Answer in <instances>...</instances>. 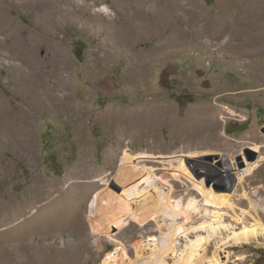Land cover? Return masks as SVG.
<instances>
[{
  "label": "rangeland",
  "instance_id": "rangeland-1",
  "mask_svg": "<svg viewBox=\"0 0 264 264\" xmlns=\"http://www.w3.org/2000/svg\"><path fill=\"white\" fill-rule=\"evenodd\" d=\"M50 1L76 14L58 13L55 27L41 16ZM250 2L192 0L195 15H170L149 32L124 15L123 0H0V122L9 125L0 126V264H104L119 247L135 262L136 244L167 225L217 221L176 238L155 264L192 255L194 264H264V232L232 239L255 219L264 225V164L235 191L193 167L219 172L217 159L236 162L255 144L264 153V7L247 14ZM219 23L228 24L219 41H193L192 25L210 35ZM174 30L188 43L162 49ZM58 47L65 88L51 89ZM184 160L192 177L176 178ZM207 177L216 191L229 186L230 205L200 195L193 180ZM191 198L197 214L180 215L177 201ZM121 254L111 263L130 264Z\"/></svg>",
  "mask_w": 264,
  "mask_h": 264
},
{
  "label": "bare ground",
  "instance_id": "bare-ground-1",
  "mask_svg": "<svg viewBox=\"0 0 264 264\" xmlns=\"http://www.w3.org/2000/svg\"><path fill=\"white\" fill-rule=\"evenodd\" d=\"M123 1H124V7H125L123 9L124 15L127 16V18H129L131 20L136 19L139 22L142 21V23H139V24H141L140 26L147 28L149 30V32H151L153 29L154 30L155 29H161L164 25H167L169 22V19H170V15L172 16L173 14H177L179 12H187L188 14H194L195 15V13L197 11V7L194 6L195 4L193 5L192 0H123ZM260 2H261V0H252V2H250L251 7L249 8V12L247 14L260 13V11L264 7V6H260ZM148 4L151 5V7L153 9L150 12H147L146 9H144V7L147 6ZM248 4H249V2H248ZM46 5H47L46 10L45 11L41 10V13H42L41 16H44L48 22H51L54 25L56 24L55 27L59 23L58 20H56L57 19L56 16L58 15V13H62L64 15H66V17H68V18H70L71 16H74L76 14L75 11H73V9H67V8L63 9L62 5L61 4L59 5L56 2L50 1ZM68 5L70 7H73L71 4H68ZM100 11L102 13H107L108 15L112 16V18H111L112 20H115L113 17H116V19L119 18L118 15L113 14V10L108 5H104V7L102 9H100ZM148 15H151V17L148 18ZM245 18H246V16L240 17L241 21L238 24L239 27H236V28H240L242 25H245L244 24ZM192 26H193V28H191V30L189 32L191 34L193 41H197V42L201 41L200 43L203 45V44L208 43L209 41L212 43V40L219 41L220 38H222V34L227 30L228 24L227 23H219L217 28H215L214 33L210 34V35H207V33L205 31H203V29H200L201 27L199 28L197 25H192ZM150 29H152V30H150ZM169 35H171V36L177 35V36H173V38L166 37L164 42L161 45L162 49L176 47V46H178L179 41L181 44H183V46H185L186 43H188L186 41L187 39L181 40V38H180L181 34H180V32H178V30H174ZM231 43H232V39L231 40L229 39L228 41L223 42L222 44H220V49L222 51L226 50V48H228V46L230 47ZM63 55H64L63 49H61V47L60 48L58 47L56 49V55H55V57L58 60H55L53 62L52 70L50 69L51 73L49 71L50 74L47 75L48 80L49 79L52 80V78H53V80L55 79V81H53L52 85L50 86L51 89H54L57 87L60 89L65 88V81H64L65 77H64V73H63L65 70V62L61 58ZM65 57L67 59V56H65ZM34 61L38 62V59L34 58ZM1 103L2 102H0V104ZM1 108H0V111H2V113H0V116L2 115L4 117V115H6V111L3 107H1ZM192 121H194V120H192ZM0 126H1V129L5 130L3 134H6V132L8 131L9 125H7V123H1L0 122ZM250 149H252L256 153H258L259 155L257 157V160L254 162L248 161L246 158H244V163H245L244 166L247 167L245 169V171L249 172L248 177L253 175L255 173V171L257 170V168L260 167V164H261L260 163V161H261L260 160V158H261V151H260L261 146H259L258 144H255L254 146H250ZM201 155H202V153H201ZM221 163L224 165L222 167V169H224L226 167L225 166L226 163H228L227 156L222 157ZM193 167H194L195 171L198 173V175L202 174V175H207V176L212 177L213 174L209 173L208 169L213 171V172L215 171L218 173V171H216L217 169L215 170L213 167L208 165L206 163V161L205 162L194 161ZM181 174H183V176L188 178V179L190 177H192V174L188 171L186 160H184L182 163L178 162L177 166L174 170V176L176 178H181ZM241 174H244V172H242ZM222 176L223 175L221 172L218 173V177H222ZM207 179H209V177H207L205 179V181L203 180V181H200L199 183L197 182V180L196 181L193 180L194 181L193 184L200 191V195H203L205 199L209 200L210 202H212L216 205H218V204H219V206L222 204L223 205L224 204L230 205L231 195L226 194L228 191L226 193L223 192L224 190H229V186H227V189H226V186H224V185H221V186L215 185V188H217V191H216L213 187H211L212 184H211V186H207L205 184ZM223 180L228 185L233 184L234 185L233 190L235 191V189L237 187H239L240 185H242L243 181L246 179L244 178V176H238L234 183L226 180V178H223ZM221 188H222V190H218ZM94 203H96V197H94ZM196 203H197V201H195L194 198H191L186 203H183L182 201H177L176 205H177L179 214L184 215V216L193 215L194 213H196L198 211ZM181 218H183V217H181ZM257 218L259 219V217H257ZM202 219L205 221L204 218H202ZM4 220H6V219H4ZM203 220H202V222H203ZM255 221H256V223H254L250 227H244L242 230H240L238 232H234L232 239L235 241L236 244H238V245L249 244L253 239L258 238L259 234H262L264 232V225L262 224V222L257 220V219H255ZM207 222H209V221H207ZM216 223L215 222L202 223V224H200V226L198 225L197 227H191V228H187V226L182 225V224L169 225V226L167 225L165 231L160 235L159 239H157L156 237H153V238H149L143 242H139L138 244H136V246H135L136 261L135 262L133 261L135 259H131L128 256L127 252L124 250V248L119 247V248H116V251L114 253H112L108 256V258L105 260L104 264H112L111 263L112 261L114 263H117V254L120 256L121 252H123V254H121V257L123 258V260H124V258L125 259L127 258L130 264H141L139 261H142V263L148 262V264H155V262H156L155 260L158 257H160V255L162 253H164L163 251H161L162 249H167L168 251L174 249L173 246H174V241L176 240V238H179V237L185 236V235L187 236V234H189L188 232H190V231H197L198 230L197 232H199L201 230H207V229H209L210 231H215ZM194 233H196V232H194ZM205 238H203L201 240V243L204 242ZM205 242H206V240H205ZM190 250H192V249H190ZM147 251H150V253H146ZM193 257H194L193 255L191 258L189 257V258L183 259V257H182L181 259L184 262L183 264H194L196 259H195V261H193L192 260ZM196 258H197V256H196ZM216 262H218V259L215 257V255H213L211 257V263H216Z\"/></svg>",
  "mask_w": 264,
  "mask_h": 264
},
{
  "label": "built area",
  "instance_id": "built-area-1",
  "mask_svg": "<svg viewBox=\"0 0 264 264\" xmlns=\"http://www.w3.org/2000/svg\"><path fill=\"white\" fill-rule=\"evenodd\" d=\"M259 155V154H258ZM243 156V159L245 158L244 156V153L242 154ZM221 159H217V163L219 161V165L221 166V172L222 173V177L223 178H226V180L234 183L237 179L238 176H244L245 179L248 178V175H249V172L248 171H245V169L247 168L246 166L244 167H239L238 164L236 162H233L232 160H230L228 158V163H226V167L224 169H222V167L224 166L222 163H221ZM260 163L263 165L264 164V153H261V158H260ZM218 172V173H219ZM242 172H244V174H241ZM221 176V175H220ZM252 176V175H251ZM129 262V261H128Z\"/></svg>",
  "mask_w": 264,
  "mask_h": 264
},
{
  "label": "water",
  "instance_id": "water-1",
  "mask_svg": "<svg viewBox=\"0 0 264 264\" xmlns=\"http://www.w3.org/2000/svg\"><path fill=\"white\" fill-rule=\"evenodd\" d=\"M244 155H245L246 159L248 161H251V162L256 161L257 160V157H258V153H256L255 151H253L250 148H245L244 149ZM237 162H238L239 167H244L245 163H244V159H243V156L242 155H239L237 157ZM211 184L212 183L209 181L207 183V186H211ZM221 190H222V188H221Z\"/></svg>",
  "mask_w": 264,
  "mask_h": 264
}]
</instances>
